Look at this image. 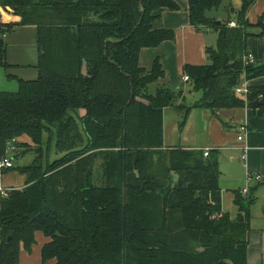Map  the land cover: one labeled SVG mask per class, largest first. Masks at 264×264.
<instances>
[{
    "label": "trees",
    "instance_id": "obj_1",
    "mask_svg": "<svg viewBox=\"0 0 264 264\" xmlns=\"http://www.w3.org/2000/svg\"><path fill=\"white\" fill-rule=\"evenodd\" d=\"M186 1L190 23L217 33L216 47L207 49L209 63L183 67L202 94L193 106L213 110L260 101L256 106L263 110V86L248 87L246 99L234 93L245 78L264 75V60L242 61L249 2L232 18L224 0ZM0 5L20 17L0 23V35L34 25L39 50L37 77L19 80L14 92L0 90V159L7 143L22 135L37 146L14 145V155L25 146L33 158L17 167L26 175L25 187L0 200V264H19L21 248L30 251L39 231L47 238L43 264H247L255 187L235 193L240 214L230 219L220 206L217 156L163 148L162 112L174 94L161 86L148 93L163 76L158 59L150 70L139 65L142 48L174 38L171 29L154 23L162 9L176 10V2ZM223 9L227 17L217 24L212 15ZM232 20L235 27L228 26ZM256 24L264 36V23ZM7 67L0 39V68ZM96 160L103 169L93 178Z\"/></svg>",
    "mask_w": 264,
    "mask_h": 264
},
{
    "label": "crops",
    "instance_id": "obj_2",
    "mask_svg": "<svg viewBox=\"0 0 264 264\" xmlns=\"http://www.w3.org/2000/svg\"><path fill=\"white\" fill-rule=\"evenodd\" d=\"M178 5L176 10L162 9L160 17L155 21V28L171 29L174 32L172 40L161 42L155 47L142 48L139 55V65L150 70L155 59H158L163 76L148 87V93L154 94L157 87H164L173 92L171 105L162 112V143L163 148L172 149H209L218 160L220 206L230 219L239 214L235 204V193L241 192L246 186L248 175H260L259 181H253L249 186L255 187V201L250 208V229L246 253L247 264H264V109L260 110L255 102L241 107L207 109L193 106L196 101L185 97V92L192 87L189 81L182 80L185 65L200 66L209 63L207 49L215 48L217 33L205 26H193L189 20V5L186 0H173ZM244 0H224L226 6L233 7L229 11L235 18L234 11L240 10ZM249 2L245 10V20L250 25L246 32V51L251 53L256 63L264 60V36L260 34L264 23V0H246ZM213 17L221 21L227 17L223 11L214 12ZM20 17L9 8L0 5V23L18 22ZM235 21V20H234ZM5 43V61L7 68H0V81L30 80L37 77L38 63V32L34 25H17L10 32L0 35ZM248 87H264V75L244 79ZM1 90V89H0ZM4 91V90H3ZM199 95L193 99H198ZM191 106L185 112L180 107ZM260 105V104H257ZM245 125L243 140L237 141L238 127ZM170 131L172 133L170 134ZM191 131V132H190ZM194 132V133H192ZM15 142L28 143L29 138L22 135ZM12 142V145H16ZM17 150H20L17 149ZM20 152V151H19ZM24 153L16 154L22 155ZM13 155V154H12ZM245 156V157H243ZM13 168H0V187L6 189H21L26 185V175L17 167L27 165L33 157ZM0 195V200H1ZM47 238L42 232H36L35 244L30 251L21 248L19 264H43L41 247Z\"/></svg>",
    "mask_w": 264,
    "mask_h": 264
},
{
    "label": "built area",
    "instance_id": "obj_3",
    "mask_svg": "<svg viewBox=\"0 0 264 264\" xmlns=\"http://www.w3.org/2000/svg\"><path fill=\"white\" fill-rule=\"evenodd\" d=\"M237 24L235 21H230L228 23V26L230 27H235ZM242 61H243V64L245 66H248V65H254L255 62H256V59L255 57L251 54V53H246L243 55L242 57ZM182 80L183 81H189V77L187 74L183 73L182 74ZM250 92L248 86L245 85V83H243L242 85H238L234 88V93L238 96H241L243 97L244 99H246L247 97V94ZM261 97V95L259 96ZM246 132V127L245 125H240L238 127V135H237V141L238 142H241L243 140V134ZM15 149V147L12 145V142H8L7 143V148H6V153L8 154V152H13ZM209 152V149H205L204 150V156H206ZM245 157V156H243ZM13 164H12V161L9 157H7V155H5V157H2L0 159V168H9V167H12ZM260 175H255V176H251V175H248L247 178H246V184L247 186L241 191V193L243 195H245L247 193V190L249 188V185L253 182V181H259L260 180ZM11 189H6V188H3V187H0V195L2 197H6L8 195V192L10 191Z\"/></svg>",
    "mask_w": 264,
    "mask_h": 264
},
{
    "label": "rangeland",
    "instance_id": "obj_4",
    "mask_svg": "<svg viewBox=\"0 0 264 264\" xmlns=\"http://www.w3.org/2000/svg\"><path fill=\"white\" fill-rule=\"evenodd\" d=\"M233 7H230V12H231V9H232ZM218 21V20H217ZM241 80H243V78H241ZM241 82H243V81H241ZM241 85H242V83H241ZM0 89L1 90H4V91H10V92H14V91H16L17 89H18V85H17V82L16 81H14V80H3V77H2V79H1V81H0ZM197 95H199V97H197L198 99H193V97L194 96H197ZM202 94H201V91H196V90H194L193 88H190L189 90H187L186 92H185V97L186 98H188V97H190V98H192V99H188L187 101L189 102V101H196V100H200L201 99V96ZM191 132V131H190ZM172 133V131H170V134ZM192 133H194V132H192ZM46 135L43 137V139H46ZM29 138V137H28ZM25 145H28V147H30L31 149L32 148H35V147H37V146H35V144L32 142V140L29 138V142L28 143H26ZM27 148L25 147V146H23V148H20V150H18V151H20L21 153H22V151H25L24 152V154H22V155H14V152H8V156H10V157H12V160L14 161V163H15V166H17V165H19L20 163H23V161L25 160V159H27V158H30V156L31 157H33V152H32V150H27ZM13 154V155H12ZM56 154H55V152L53 151V152H51V154H50V159L51 160H53L54 158H56L57 156H55ZM21 157H25V159L23 158H21ZM31 161V160H30ZM29 161V162H30ZM101 161L100 160H96L95 162H94V165H93V169H92V173H93V178H96V177H100L101 176V173H102V167H101ZM96 183V182H95ZM99 183H101V181H98V184Z\"/></svg>",
    "mask_w": 264,
    "mask_h": 264
},
{
    "label": "water",
    "instance_id": "obj_5",
    "mask_svg": "<svg viewBox=\"0 0 264 264\" xmlns=\"http://www.w3.org/2000/svg\"><path fill=\"white\" fill-rule=\"evenodd\" d=\"M140 7H141V6H140ZM231 12H233V8L231 9ZM216 23L219 24L220 21H216ZM107 41H111V40H107ZM112 42H114V41H112ZM254 104H260V102H255Z\"/></svg>",
    "mask_w": 264,
    "mask_h": 264
}]
</instances>
